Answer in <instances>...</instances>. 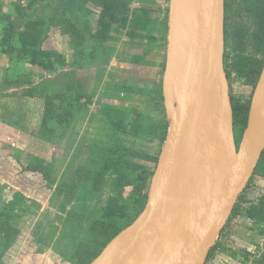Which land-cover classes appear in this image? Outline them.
Wrapping results in <instances>:
<instances>
[{"label":"rangeland","instance_id":"obj_1","mask_svg":"<svg viewBox=\"0 0 264 264\" xmlns=\"http://www.w3.org/2000/svg\"><path fill=\"white\" fill-rule=\"evenodd\" d=\"M0 2V16L18 33L29 20L50 19L42 47L66 58L46 72L0 54V264H80L85 250L143 212L135 195L140 175L155 172L170 128L155 103L169 0H127L114 39L103 46L92 42L101 12L94 2L87 10L79 0ZM59 11L62 26L55 25ZM74 20L95 56L75 55L67 34ZM226 53L231 96L247 103L264 67V0H229ZM9 80L20 84L9 87ZM46 95L59 97L50 131L41 128ZM251 204H264L261 173L208 264H264V218Z\"/></svg>","mask_w":264,"mask_h":264},{"label":"water","instance_id":"obj_2","mask_svg":"<svg viewBox=\"0 0 264 264\" xmlns=\"http://www.w3.org/2000/svg\"><path fill=\"white\" fill-rule=\"evenodd\" d=\"M226 0H169L170 128L141 215L91 264H206L264 153V67L240 144L225 69Z\"/></svg>","mask_w":264,"mask_h":264},{"label":"trees","instance_id":"obj_3","mask_svg":"<svg viewBox=\"0 0 264 264\" xmlns=\"http://www.w3.org/2000/svg\"><path fill=\"white\" fill-rule=\"evenodd\" d=\"M70 3H74L75 0H68ZM81 7L84 5L85 10H87V4L88 2H94L97 7L101 9V12L99 14V18L96 22L97 30L93 34V43H95V46H103L106 44V42H109L114 39V31L117 25L121 24L120 17L125 14L126 8H127V0H79ZM2 3L0 2V9L2 8ZM56 11L59 10L58 6L56 7ZM228 12H229V0H226V17H225V38H226V26L228 21ZM63 11H59L56 15L55 19V25L62 26V20L60 17L62 15ZM169 13V9H168ZM3 17V18H2ZM1 21H6L3 24V36L0 39V54L5 55L9 57V60L11 62H17V63H30L32 65H35L37 67H40L46 72H53L56 69V65L63 66L66 64V58L65 56L56 51V50H45L42 47V43L44 42V36L47 34L48 30L45 28V25L51 24L50 19L49 20H29L25 23V31L22 33L16 32L17 24L10 20L7 16L3 15L0 16ZM46 29V30H45ZM68 29V28H66ZM67 34L70 38L71 44L74 46L75 49V55L81 56L83 59H87L88 56H95L94 49L90 51V53H86L85 50V38L81 34V30L79 29L78 25L76 24V21L74 20L73 23L70 25V28L67 31ZM165 41L167 43V38L165 34ZM229 57V54L225 52V62L227 61V58ZM166 64V61H165ZM165 64H164V70H165ZM264 66V63L262 67ZM164 70H162V76L164 73ZM262 72V68L259 72V75L255 82V87L258 83V80L260 78ZM227 73V69H226ZM228 79L229 74H227ZM162 82L163 78L160 80L158 84V89H155V103L160 107L162 105V111L165 113L164 108V98H163V90H162ZM20 82L12 83L10 80L7 82V86L12 87L13 85H19ZM45 101V111H44V117L41 122V128L46 131L51 130V120L54 117V98L57 99L59 97H51L49 95H46L43 97ZM232 100V106L234 111V128L236 133V141L239 145L244 131L247 127L248 123V117H249V111L251 106V99L247 103H243L240 100H237L235 97L231 96ZM115 148H110L109 152L113 154L114 151H117V146H114ZM128 166L133 167L134 164H130L127 162ZM25 171H36L34 167H32L29 164H22ZM140 169H144L142 167H138ZM145 171V170H144ZM258 173H261L264 175V153L262 156V159L257 167V170L251 179L247 189L245 192L240 196L239 201L237 205L235 206V209L233 211V214L227 223L225 229L223 230L222 234L225 232V230L228 228L229 223L237 215L240 208V202L245 201V193L252 184L255 176L258 175ZM154 172H145L144 175H140V187L136 189V199L139 202L141 209L143 211L149 195V190L151 186V181L153 178ZM261 206V207H260ZM257 207L256 204H251V210H254L256 212H253V214H258V216H261L264 218V204ZM114 238L109 239H100L95 243L94 248H88L85 250L82 261L80 264H91L104 250V248L113 240ZM217 245L210 251L207 263L210 260V258L213 256L217 249Z\"/></svg>","mask_w":264,"mask_h":264},{"label":"crops","instance_id":"obj_4","mask_svg":"<svg viewBox=\"0 0 264 264\" xmlns=\"http://www.w3.org/2000/svg\"><path fill=\"white\" fill-rule=\"evenodd\" d=\"M155 33H156V32H154L153 35L156 37V34H155ZM160 73L162 74V71H161V70H160ZM161 79H162V77H161ZM159 82H160V80H159ZM159 82H158V83H159Z\"/></svg>","mask_w":264,"mask_h":264},{"label":"built area","instance_id":"obj_5","mask_svg":"<svg viewBox=\"0 0 264 264\" xmlns=\"http://www.w3.org/2000/svg\"><path fill=\"white\" fill-rule=\"evenodd\" d=\"M221 237V236H220ZM220 239V238H219Z\"/></svg>","mask_w":264,"mask_h":264}]
</instances>
